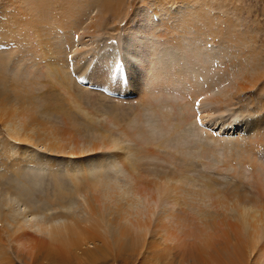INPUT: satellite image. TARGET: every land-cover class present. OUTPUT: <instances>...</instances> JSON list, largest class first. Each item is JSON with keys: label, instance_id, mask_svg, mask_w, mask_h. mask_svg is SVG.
Wrapping results in <instances>:
<instances>
[{"label": "rangeland", "instance_id": "374dc122", "mask_svg": "<svg viewBox=\"0 0 264 264\" xmlns=\"http://www.w3.org/2000/svg\"><path fill=\"white\" fill-rule=\"evenodd\" d=\"M36 11L43 13L44 18L42 20L38 19ZM186 12H190V15L184 14ZM139 13L144 14L143 21L145 25L136 22L137 17L135 15ZM33 20L40 21V23H33ZM36 28L38 33L35 32ZM148 28L152 34H148ZM132 29H136L139 34H136L137 36L131 34ZM150 37L153 41L150 43L151 45L144 44ZM115 43L120 46L119 50L125 49L123 56L118 58L119 60L117 59V61H124L127 68L125 71H120L122 68L121 63L117 65L119 67L114 69L115 61L113 59L116 56L114 54L118 52ZM68 44L71 46V53L75 55L71 62L66 57L67 54L69 55ZM203 44H211V47H209L211 51H207L208 53H205V56L201 54L205 49L200 51L199 48L204 46ZM128 45L129 48H126ZM145 45H150L149 49H146ZM219 45L221 46L219 47ZM221 47L225 49L224 53L226 52V55L222 53L224 49ZM141 49L144 52L141 62L144 65L146 63L156 64V70L153 68V71H150L151 75L150 72H148L149 74L144 72L143 68L134 61L135 54ZM209 53L213 54L212 57L218 58L216 59L217 66L212 65V57ZM146 54L147 59L145 58ZM168 57L170 61L172 60L173 65L166 62ZM203 57L204 59H202ZM136 60H138V57H136ZM220 60H223L221 65ZM59 61L63 63L61 68L65 72L64 77L70 78L67 81L68 86L66 85L67 78H63L65 85L62 86L53 74L50 75L51 66L49 64H57ZM129 64L136 72L133 76L127 75L128 69H131ZM70 68H73L79 76L83 77L80 76L84 81L83 85L78 84L79 81L70 72L66 71ZM164 69L169 72V75L164 73L161 76ZM262 73L264 75V0H0V105L8 103V109L14 110L16 116L14 115L13 119L18 127H21L22 122H25V120L26 122L31 120L33 115L36 116L38 120L34 121L37 126L34 125V132H32L34 136H48L45 131V128H47L51 132L50 138L65 140V142L70 143L68 146L70 148L73 147L71 143L94 144L96 142L92 141L97 138L105 141L107 139L111 140L105 146L107 148L113 141V144H115L114 149L106 150L105 147H101L104 150L99 152V148H97L91 157H93L92 161L96 162L99 159H105L108 162L115 157L117 160L113 162L115 163L113 166L118 167H111V169L116 171L126 169L125 182L128 181L130 186H125L126 183H122V188L128 189L131 192V195H129L139 201V206L131 210L132 215L131 218L128 217L130 220L129 222L126 221L127 225H130V223L135 224L134 217H136V213L145 217L148 210L154 206L153 194L149 190L159 189V191H162L158 203L164 199L165 192L163 188L167 189L165 186H168L169 191L172 192L171 198L167 199L162 207H156V209H158V212L164 210L163 214L167 217L162 221L167 223L171 230L176 231L175 233L179 235L180 242L179 240L163 242L168 237L165 231L161 229L153 231L155 224H159L155 222L157 217L151 221L150 228L145 235L144 244L151 238H158L163 246L167 244L175 246L176 243L177 245L180 243L182 247V244H186L188 248L172 249L171 252L174 255L172 254L171 259L179 260L186 257L188 264L191 261V264H203L202 262L204 264H259L260 262L264 264V214L261 211L262 204L264 207V161L262 160V154L256 153L257 150L264 147V76H262ZM48 75L49 77H47ZM200 76L201 79L199 80ZM197 77L199 82L196 79ZM223 77H225V83L221 84L222 87L218 86V89L214 92L215 94H207L206 97L207 99H220L222 101V98H228L231 108L229 110L225 109L226 114L236 111L239 113L240 120L217 118L223 113L214 110L206 114V119L200 118L201 123L194 118V122L198 123L194 127L198 129L199 136H203L201 138L204 145H201V141L190 143L192 139H188L187 144L181 138L176 139L175 137L172 138V141L169 140L172 137L170 135H174L179 128L174 129L182 125L181 122L185 119L176 114L178 120L173 112H186V107L183 108L182 105L187 100L191 105L193 97L200 88L205 89V86L209 83L216 84L218 79L220 80ZM255 78H257L256 82L249 83V79L253 80ZM116 79H118V82H116ZM170 79L175 81L178 79L184 83L188 81V89L171 88L170 85L172 84L170 83L172 81ZM112 81L113 83H111ZM88 83L107 85L112 90V94H105L98 88H94L98 90H91L86 85ZM241 85H243L242 89L240 88V91L235 95L236 90ZM153 86H156V89ZM68 87L70 90H68ZM178 90L179 100L175 96ZM80 91H83L82 94L84 95H87L86 92L89 93V97L87 95L80 104L81 108L86 105L85 109L89 110L90 116L88 118L82 111L80 113L76 112L77 108L73 104L75 93ZM116 92L120 93L117 94ZM171 92L176 93L172 95ZM69 93L74 96L70 97ZM219 93L222 96H219ZM231 93H234V95L232 96ZM121 94L128 95L121 97L119 96ZM159 95L161 96L160 100L170 96L166 103L167 105L169 102L172 103V107L168 105V108L171 107L172 109H168V117L157 114L158 117H162L160 121L158 118L156 119L161 133L160 141L162 142H159L161 144L158 143V146L161 147L163 144L172 145L170 148L174 153L192 157L195 161L189 167H185V161L170 157L171 151L168 148L166 153L157 151L155 143H153L157 137L155 132L148 134L142 129L141 124L139 125L140 128H136L137 130L142 129L141 132L134 131V127H132L131 120L135 116L142 115L141 108L146 107L153 117L151 111L158 106V100L155 97H159ZM43 96L48 97L47 100L55 102V108H51L47 101H44L43 98L45 97ZM45 105L50 109L46 110L47 114L45 115V112L41 113L44 115L42 116L39 110L43 109ZM187 105L189 107V104ZM218 105L225 106L219 103ZM174 107L180 108L173 110ZM210 107H212V104ZM203 110L206 111V108H203ZM27 111L29 112L27 113ZM72 111H75L77 115H74L76 116L75 119L72 117L73 115L71 116ZM93 111H95V114H93ZM144 113L145 117L149 115ZM193 113L195 116L202 117V112L195 103ZM185 114H187V121H191L188 117L191 116V112L187 110ZM215 115L217 116L215 117ZM209 116L211 118L215 117L218 122L214 125L215 121L211 120ZM91 117L93 119L89 120ZM38 121L41 124H37ZM253 121H255L254 124H252ZM239 122L240 124L247 122V127L240 126ZM30 127H33V125H30ZM149 127L150 129L153 128L150 125ZM204 127L209 128L210 133L217 138V141L212 140L209 142L207 138L210 137L202 135L203 132L205 134L208 132ZM243 127L246 128L242 129ZM135 132L142 133L139 135L140 137L135 136V139L143 152L139 151L136 152L137 154L128 157V151L125 155L116 146L118 143L122 146H125L126 143L131 144L132 141L130 142V140H133ZM52 133H55V135ZM121 138L124 142H121ZM41 139L40 143L43 144V138ZM128 139L129 141H127ZM218 139L222 144L219 143ZM38 140L36 139V142ZM214 145L221 146L222 150L219 149V153H217L221 159L215 155ZM125 149L131 151V147L127 149V146H125ZM182 150H186V152H182ZM220 154L223 156H220ZM84 155L79 154L70 157L67 154L57 153V151H53V153L51 151L50 153L46 146L33 144L27 146L24 141L10 137L0 120V172L1 169H5L4 166L9 169L8 174L0 180V200L6 198V194H3L2 197V193H5L4 189L10 188L12 192L20 197L24 194L28 198L29 203H31L30 206L32 205L30 210H34V213L38 212L37 206L46 208L48 203L51 202L56 205L51 203L50 207L45 209L49 214L39 215L40 213H37L36 216H29L30 221L25 214L20 215L23 212L21 201V204L18 205L12 199L13 197L18 199L19 196L12 195L11 198H7L8 208L7 210L3 208L1 213L6 214L9 210L11 212L8 216L4 215L5 217L0 213V247H2L0 249L9 258L13 259L11 260L12 263L20 264L23 262L16 257L18 254L23 258H28L29 246L22 240V237H18V234L28 232L27 234H31L33 238H42L48 241L47 236L50 235L48 233L53 228L56 232L55 236H59V240H63L62 238L67 239L71 235L68 230L70 224L72 225L70 219H77L80 223V220L89 219L93 215L92 211L96 215L101 213L97 216L103 217L106 222L111 218L109 208L116 206L113 203L117 197L112 191L110 194L106 193V196L100 195L110 188V186L105 185V182L101 184L89 182L94 181L98 176L100 177V173L98 175L94 174V177L89 176L90 178L88 177L89 179L86 180L81 178V176L87 175L85 173L86 168H82L87 163L83 159ZM214 159H216V164L213 162ZM36 161L42 166H38ZM200 161L205 164L206 168L201 165ZM76 163L81 165L83 174L81 172L79 175L78 170H74L77 173H69L67 169H64V167ZM59 164H62L59 168L64 171L53 169ZM32 165L38 166L39 172L44 171L43 167L48 171L46 166H53L52 173L49 174L51 177L45 181V185L38 189V192H42H37V194L35 192L36 195L32 194L36 189L30 188L33 187L32 181L34 178L30 179L32 176L28 174L27 176L25 173L27 171L25 169L32 170ZM100 169L97 173L100 172ZM182 175L184 177L194 175L195 183L193 185L186 184ZM78 182L83 183V185H80L82 191L75 195L74 191L76 185H79ZM197 183L203 184L199 185ZM206 184H209V186ZM73 198L75 200L71 204L66 203V206L59 204V200L65 199L67 201ZM1 201L0 207L3 205ZM97 205L99 208L104 207L99 209L96 207ZM123 205L130 207L128 201H123ZM257 207L258 209H256ZM94 208L96 210H93ZM54 209L56 211L52 212ZM97 209L101 212H98ZM12 210L17 212H12ZM256 210L258 212L260 210V212L258 213ZM15 213H18L17 221L13 218ZM57 214H60L61 218H55L53 221L48 219L47 221V218ZM252 216L258 219L254 222L259 233V241L256 245L258 249L253 252L246 250L241 255L235 256L232 249L238 243L239 238L236 230L229 227L225 228L219 222L221 219H225L229 223L238 221L241 226H245L247 231H250L253 222ZM41 217L42 219H40ZM242 217L243 224L241 222ZM93 218H96V216H93ZM183 218L184 220H182ZM201 219L208 222L206 228L204 225H200ZM42 220L47 224L50 223V225L41 226L39 222ZM197 220L199 224L196 223ZM104 221L97 220L99 225H94L101 235H106L105 233L108 230L104 225ZM95 223L93 222V224ZM213 223H216V225ZM77 227L79 229L80 225L77 224ZM223 230L224 233L227 231L226 235L224 233L220 234ZM185 231H189L188 233L191 236L187 237V235L181 240ZM192 233H194L193 237ZM216 234L222 236L217 237ZM213 237H217V241L221 242V247L230 248L228 256H231V258L227 259V254L224 256L217 252L219 250L217 246L210 245L214 241ZM205 239H210L209 245L208 242H205ZM201 244L206 248L205 253L200 251V253L195 254L196 248ZM88 246L91 247L92 245L88 244ZM56 247L52 245V248L60 253L61 251H58ZM106 248V254L99 256L91 263L80 259L76 260V255L67 251L61 264H159L156 261L154 263L150 255L146 256L147 254H145L142 256L138 252V248L136 252H133V249H130L131 251L124 249L118 252L113 248L110 249L109 246H106ZM71 249L72 247L69 248V250ZM143 249L144 247L140 248L142 252ZM182 250H186L188 253H181ZM156 252L158 254L162 253V251ZM182 254L184 256L181 258ZM190 259L192 260L190 261ZM194 259L197 260L194 261ZM231 259L233 261H230Z\"/></svg>", "mask_w": 264, "mask_h": 264}, {"label": "bare ground", "instance_id": "6f19581e", "mask_svg": "<svg viewBox=\"0 0 264 264\" xmlns=\"http://www.w3.org/2000/svg\"><path fill=\"white\" fill-rule=\"evenodd\" d=\"M35 3V2H34ZM38 8V7H37ZM36 9V8H35ZM40 10H41V8H40ZM42 11V10H41ZM40 11V12H41ZM36 13L38 14V19L40 18L41 20L44 18V15H43V13H38L37 11H36ZM184 14H188V15H190V12H186V13H184ZM158 15V14H157ZM13 16V15H12ZM136 17H137V19H136V22H140V25H145V23H144V21H143V19H144V14L143 13H139L138 15H135ZM14 17V16H13ZM34 17V16H33ZM36 18V17H35ZM155 19V18H154ZM156 20H158V19H156ZM188 21V20H187ZM186 21V22H187ZM13 22V21H12ZM33 23H40V21H35V20H33L32 21ZM14 23V22H13ZM33 25V24H32ZM190 25V24H189ZM36 26V25H35ZM4 27V26H3ZM35 32L36 33H38V29L36 28L35 29ZM148 34H152V32L151 31H149V28H148ZM131 34H134L135 36H137L139 33L137 32V30L136 29H132V31H131ZM137 34V35H136ZM26 38V37H25ZM204 41V40H203ZM131 42V41H130ZM153 41H152V38L150 37L149 39H147V41L146 42H144V44H150V43H152ZM133 43V42H132ZM116 44V43H115ZM69 45V44H68ZM117 45V51L118 52H116L114 55H116L115 57H114V59H113V61H115V64H114V69L116 68V67H119V66H117L118 65V61H117V59L118 58H121L122 56H123V54L125 53V49H123V50H119V48H120V46H118V44H116ZM151 45V44H150ZM149 45V46H150ZM204 45V44H203ZM149 46L148 45H145V47H146V49H149ZM221 45H219V47H220ZM208 47V48H207ZM209 47H211V44H207V45H204V46H201V47H199L200 48V51L202 50V49H205V51H203V52H201V54H205V53H208L207 51H211L210 50V48ZM218 47V46H217ZM126 48H129V45H128V47H126ZM221 48H223V47H221ZM220 48V49H221ZM224 49V48H223ZM68 50H69V55L67 54V59H68V61H72L73 59H74V53H71V46L69 45L68 46ZM65 51V50H64ZM223 52L222 53H224V51H225V49L224 50H222ZM196 52V51H195ZM71 53V54H70ZM159 53V52H158ZM221 53V54H222ZM226 53V52H225ZM224 53V54H225ZM160 54V53H159ZM201 54H198L199 56L201 55ZM210 55H211V57H212V55L213 54H211V53H209ZM220 54V53H219ZM220 54V55H221ZM45 55V54H44ZM206 55V54H205ZM204 55V56H205ZM226 55V54H225ZM143 56H144V52H143V49H141V50H139L136 54H135V57H134V61L139 65V66H141V68H143V71L144 72H146L147 74H149L148 72H150V71H153V68H154V70H156L155 69V66H156V64H147L146 63V65H144L143 64V62H141V60H142V58H143ZM172 56V55H171ZM214 56H216V55H214ZM136 57H138V60H136ZM93 58V57H92ZM146 59H147V54H146V57H145ZM224 58V57H223ZM227 58V57H226ZM202 59H204V57L202 58ZM216 59H218L217 57H212L211 58V62H212V65H216ZM119 60V59H118ZM173 60H174V57H173ZM112 61V62H113ZM128 61V60H127ZM150 61H152V60H150ZM162 61V60H161ZM175 61V60H174ZM201 61V60H200ZM203 61H205V60H203ZM207 61V60H206ZM205 61V62H206ZM221 61H223V60H220V65H221ZM166 62H168L169 64H171V65H173V63H172V60L170 61V59H169V57H168V60L166 61ZM208 62V61H207ZM119 63H121V66H122V68H121V70L120 71H125L127 68H126V66H125V63H124V61L123 60H120L119 61ZM157 63V62H156ZM199 63V62H198ZM202 63V62H201ZM218 63V62H217ZM63 63L61 62L60 63V61L59 62H57V64L56 63H50L49 65L51 66V70H50V75H54L55 76V78L57 79V81H58V83L60 84V85H62V86H64L65 84V80H63V78H65L64 77V71H62V65ZM162 64V63H161ZM200 64V63H199ZM46 65V64H45ZM43 66L44 68L46 67V66ZM219 65V66H220ZM129 66H130V64H129ZM192 66V65H191ZM217 66V65H216ZM230 66V65H229ZM241 66V65H240ZM131 67V66H130ZM215 67V66H214ZM40 68V67H39ZM66 68V67H65ZM185 68H187V67H185ZM199 68V67H198ZM208 68V67H207ZM210 68V67H209ZM216 68V67H215ZM194 69V68H193ZM202 69V68H201ZM217 69V68H216ZM219 69V68H218ZM232 69V68H231ZM236 69H237V67H236ZM49 70V69H48ZM213 70V69H212ZM32 71V70H31ZM67 72H70L71 74H72V76H74L79 82H77L76 80H74V81H76L78 84L80 83V84H82L83 85V83H84V81L81 79V78H83L81 75V78H80V76L78 75V73H76L75 72V70L73 69V68H70L69 70H66ZM110 71V70H109ZM211 71V70H210ZM214 71V70H213ZM231 71V70H230ZM61 72H63L62 74H61ZM160 72V71H159ZM158 72V73H159ZM216 72V71H215ZM214 72V73H215ZM136 72L134 71V69L131 67V69L129 70L128 69V72H127V75L128 76H133L134 74H135ZM162 73V75L161 76H163L164 75V73H165V75L166 74H168L169 75V72L168 71H165V69L161 72ZM208 74V73H207ZM216 74V73H215ZM247 74V73H246ZM118 75V74H117ZM125 75V74H124ZM150 75H151V72H150ZM156 75V74H155ZM186 75V74H185ZM215 76V75H214ZM220 76V75H219ZM226 76V75H225ZM262 76H264L263 75V73H262ZM47 77H49V75L47 76ZM71 77V76H70ZM212 77V76H211ZM67 78V77H66ZM65 78V79H66ZM158 78V77H157ZM224 78L225 77H223L222 79H218V82L216 83V84H213V83H209L208 85H206L205 86V89H202V88H200L197 92H196V94H195V97H193V100H192V103H191V105H190V102L187 100L182 106H183V108L184 107H186V109L188 110V111H190L191 112V116H188V117H190V120L191 121H187V119H186V117H187V114H185L186 112H187V110L185 109V111L186 112H183V113H181L180 111H178V109L180 108V107H174L173 108V110H175V108H178L177 109V111L178 112H173L174 113V115H178V116H181V118L182 119H184L181 123H182V125H179V126H177L174 130H176V129H178L177 130V132L174 134V135H170V136H172L171 137V139H169V140H173L172 138H175L176 137V139H180L181 138V140L185 143V144H187V141H188V139H192L191 141H190V143H194L195 141H198V143H199V141H201V145H204L203 144V140H202V138L201 137H203V136H199V134H198V132H197V130L198 129H196L195 127H194V125H196V123L194 122L195 121V119H196V121H198V122H200L199 121V119L200 118H205L206 119V114L207 113H211V111H214V110H218L219 112H222L223 114H221V115H219V116H217V115H215V117L217 116V118H222V119H226V118H230V120H233V119H236V120H240L239 119V113H237L236 111H232V112H236L235 114L234 113H228V111H227V113L228 114H226V110H229L230 108H231V106H229V99L227 100L226 98H222L223 99V101L222 100H217V99H210V98H208L207 99V97H206V95L207 94H211V93H214L217 89H218V86H221V84H224L225 82H224ZM254 78V77H253ZM259 78V77H258ZM197 80H198V77L196 78ZM214 79V78H213ZM228 78L226 77V80H227ZM68 80H70V78L68 77L67 78V80H66V85H67V81ZM153 80V79H152ZM167 80V79H166ZM172 82L170 83V84H172V85H170V87L171 88H177V87H180V89H186L187 87H188V84H189V82L186 84V83H184V82H181L180 80H172V79H170ZM216 80V79H215ZM72 81V80H71ZM161 81V80H160ZM249 81V83H251V84H253L254 82H256L257 81V78H255V79H253V80H248ZM113 82V81H112ZM116 82H118V79H116ZM192 82V81H191ZM198 82H199V80H198ZM220 82V83H219ZM33 83V82H32ZM39 83H41V82H39ZM42 84V83H41ZM75 84V83H74ZM93 84V83H92ZM117 84V83H116ZM248 84V83H247ZM43 85V84H42ZM72 85V84H71ZM87 85V84H86ZM161 85V84H160ZM200 85V84H199ZM239 85V84H238ZM68 86V85H67ZM88 86V85H87ZM93 86H95V85H93ZM229 86V85H228ZM233 86V85H232ZM236 86V85H235ZM242 86L243 85H241L240 87H239V89H235L236 90V92H235V95H237V93L240 91V88L242 89ZM70 87V86H69ZM69 87H68V90H70L69 89ZM74 87V86H73ZM89 88H91V90H93L94 88H92V87H90V86H88ZM87 87V88H88ZM115 87V86H114ZM154 87V86H153ZM156 87V86H155ZM154 87V88H155ZM164 87H165V85H164ZM196 87V86H195ZM222 87V86H221ZM115 88H117V87H115ZM143 88H144V86H143ZM161 88V87H160ZM75 89H76V87H75ZM156 89V88H155ZM155 89H154V91H155ZM168 89V88H167ZM188 89V88H187ZM202 89V90H201ZM224 89V88H223ZM234 89V88H233ZM244 89V88H243ZM94 90H98V89H94ZM201 90V91H200ZM47 92V91H46ZM69 92V91H68ZM151 92H153V91H151ZM161 92H163V91H161ZM221 92V91H220ZM230 92H231V90H230ZM229 92V93H230ZM48 93V92H47ZM82 93H84L83 91L81 92H76L75 93V99H74V101H73V104H74V106H75V108H77V111L76 112H83L84 113V115L88 118L90 115H89V110H86L85 109V106H84V108H81V103L83 102V100H84V98H86V96L88 95V97H89V93H87L86 92V94L87 95H84V94H82ZM150 93V92H149ZM167 93V92H166ZM173 92H171V94H172ZM174 93H176V92H174ZM174 93L172 94V95H174ZM178 93H179V90H178V92L175 94V96L177 97V99L179 98V96H178ZM225 93V92H224ZM41 94V93H40ZM70 94V97H72V96H74L73 94H71V93H69ZM215 94V93H214ZM228 94V93H227ZM232 94V93H231ZM151 95V94H150ZM152 95H153V93H152ZM234 95V93L232 94V96ZM32 96V95H31ZM41 96H42V94H41ZM167 96V95H166ZM199 96H201V98H199ZM219 96H222L221 95V93H219ZM35 97V96H34ZM43 97H45V96H43ZM42 97V98H43ZM77 97H78V100H77ZM160 95H159V97H155V99L156 100H158V106H156V108L154 109V110H152L151 111V113L153 114V117L149 114V112L150 111H148L147 110V108L145 107V108H141L140 110H141V116H142V118H140L141 116L140 115H138L139 117H133L132 118V120H131V123L133 124L132 125V127H134L133 129H134V131H136L138 128H140V124L143 126V128H142V126H141V128L144 130V131H146V132H148V134L150 133V132H155V134H156V141L155 142H153V143H155V148L157 149V151L159 152V153H166V151H167V148L171 151V148H170V146H172V145H170V146H168L167 144H163L161 147H159L158 145L159 144H161L162 142L160 141L161 140V133H160V131H159V126L157 125V121L158 120H156L157 118L159 119V121H160V118H162V117H158L157 116V114L159 113L160 115H164L165 117H168L169 116V113H167V111H168V109H172L171 107H172V103H170L169 102V106L171 105V107L170 108H168V105H167V101H168V99H170V96L169 97H166V98H162L161 100H160ZM7 98V97H6ZM47 98L48 97H45V98H43L44 99V101L46 102L47 101V104L51 107V108H55V106H54V104H55V102H52V100L51 101H49V100H47ZM231 98H233V97H231ZM39 99H41V98H39ZM172 100V99H171ZM179 100V99H178ZM212 100V101H211ZM189 104V107H188V105L187 104ZM194 103H195V105H198L199 106V110H201V116L202 117H199V115H194V113H193V108H194ZM218 103L219 104H222V106L223 105H225V106H223V107H221V106H219L218 105ZM8 104V103H7ZM7 104L6 103H2L1 105H0V120L2 121V123H3V126H4V128H6V131H8V133H9V136L10 137H14L15 139H17V140H20V141H24L26 144H27V146H30L31 144H33V145H36V146H46V148L48 149V151L51 153V151H52V153H53V151H57V153H61V154H67L68 156H70V157H75V156H77V155H81V154H85L84 155V157H83V159H85V161H87V163L85 164V165H83L82 166V168H86L85 169V173L87 174V175H84V176H81V178H84V180H86L89 176H93L94 177V174L95 175H98L99 173H100V177L98 176L94 181H89V182H92L93 184L95 183V182H97L98 184H101L102 182H105V185H107V186H110V188H108V190H106V192L105 193H103V194H100L101 196H103V195H105L106 193H108V194H110V193H114V195L117 197V198H115L114 199V203H113V205L114 204H116V206L115 207H111V208H109L110 210H109V214H110V216H111V218L108 220V222H106V221H104V218L103 217H98L97 215H99V214H101V213H97V215H96V213L94 212V211H92L91 213L93 214L92 216H90V218L89 219H87V220H80L79 222L80 223H78V220L77 219H73V220H69L70 222H72V225L70 224V226H69V229H68V227H67V229L69 230V232L71 233V235L67 238V239H65V238H62L63 240H59V236L57 237V236H55V233L56 232H54V229L53 228H51V232L50 233H48V234H50L49 236H47L48 237V241H46L45 239L43 240L42 238H40V239H36V238H33L32 237V235L31 234H27V233H21V234H18V237H22L23 239V241H25L27 244H28V246H29V253L27 254V256H28V258L26 257V258H23L21 255H17L16 257L19 259V260H21V261H23L22 263H20V264H61L62 262H63V259H64V255L66 254V252L68 251V252H73V254L74 255H76V260L77 259H80V260H83V261H85V262H94L95 261V259H97L99 256H102V255H105L106 253H105V251H106V249L108 248H106V246H109L110 247V249L111 248H113V250H115V251H121V250H130V249H133V252H136V249L138 250V252H140L141 254H142V256L143 255H145V254H147L146 256H149L150 255V257L152 258V261L154 262V261H156V262H158L159 264H188V259H186V257L183 259L182 257L184 256V254H182V256H181V258L182 259H179V260H175V259H171V257H172V254H173V252H171V250L172 249H176V248H183L184 249V247L185 248H188V245H186V244H182V247L180 246V243L177 245V243H176V245L175 246H171V245H165V246H163V245H161L162 243H160V240L158 239V238H151V239H149V241L147 242V243H145L144 244V240H145V235H146V233H147V230L150 228V224H151V221H153V219L154 218H157V220H155V222H157V223H159V224H155V226L153 227V231H155L156 229H161L162 231H165V233H166V235L168 236V237H166L165 239H164V241L163 242H167V240L168 241H173V240H179V242H180V238H179V235L177 234V233H175L176 231L175 230H171V228H170V226L167 224V223H165V222H163L162 220L165 218V217H167V215H165V214H163V212H164V210H163V212H158L157 210L158 209H156V207L157 208H160V207H162V205L165 203V201L167 200V199H169V198H171V193L172 192H170L169 190H170V188L168 187V186H165V187H167V189H165V188H163V190H164V192H165V196H164V199L163 200H161L160 202H158L157 203V201L160 199V192H162L161 190L159 191V189H157V190H149L150 191V193H152L153 194V197H152V201L154 202V206L152 207V209H149L148 210V212H147V216H145V217H142L141 215H139V214H135V216L136 217H134L135 218V224L133 225V224H131L130 223V225H127L126 223L127 222H129V218L128 217H130L131 215H132V213H131V210L133 209V208H135V207H137V206H139V201L138 200H135L134 199V197L133 196H130L131 194V192H129V190L128 189H125V188H122V183H126L125 182V176H124V174L126 173V169L124 168V169H121V170H119V171H116V170H112L111 169V167H118V166H113V164L115 165V163H113V162H116V160H117V158H115V157H113L112 159H110L108 162L105 160V159H99L98 160V162H96V161H92V158L93 157H91L92 155H93V153L94 152H96L95 151V149H97V148H99L98 149V151L100 152V151H102V150H104V149H102L101 147H105L106 145H108V143L111 141V140H109V139H107L106 141L104 140V139H101V138H97V139H95V141H92V142H96V143H94V144H92V143H90L91 145H88V144H84V143H77V144H73V143H71L72 144V148H70V147H68L69 145H70V143H67V142H65V140L63 141V140H59V139H56L55 140V138H50V135H51V132H50V130L49 129H47V128H45V131L47 132V134H48V136H34V134L32 133V132H34V128L35 127H37L35 124H34V121L35 120H38V118L36 119V116L34 117V115H33V118L31 119V120H29L28 122H26V120H25V122H22L21 124H22V126H21V124H20V126L21 127H18V125L17 124H15L16 122H15V120L13 119V117H14V115H15V112H14V110L12 109V110H9L8 109V106H7ZM30 104H32V103H30ZM212 104V107H210V105ZM57 105V104H56ZM88 105V104H87ZM142 105V104H141ZM228 105V106H227ZM7 106V107H6ZM146 106V105H145ZM50 107H48L47 105H45V107H43V109H41V110H39V113L41 114V113H44V115L45 114H47V112H46V110L47 109H50ZM144 107V106H143ZM209 107V108H208ZM214 107H216V108H214ZM57 108V107H56ZM203 108H206V111H204L203 110ZM72 109V108H71ZM159 109H161V110H159ZM226 109V110H225ZM53 110V109H52ZM198 110V109H197ZM143 111V112H142ZM29 111H27V113H28ZM94 113L93 114H95V111H93ZM144 112H146V113H144ZM164 112H166V113H164ZM180 112V113H179ZM50 113V112H49ZM143 113L144 114H149L148 116H144L143 115ZM173 113H171V114H173ZM199 114H200V112H198ZM92 114V113H91ZM42 115V114H41ZM40 115V116H41ZM44 115H42V116H44ZM73 115V116H72ZM74 115H76V113H75V111H72L71 112V116L72 117H74V119L76 118V116H74ZM175 116V117H177V119L179 120V118H178V116ZM189 115V114H188ZM212 115V114H211ZM16 116V115H15ZM22 116H24V115H22ZM48 116V115H47ZM46 116V117H47ZM50 116V115H49ZM92 116V115H91ZM172 116V115H171ZM170 116V117H171ZM213 116H214V114H213ZM210 117V116H209ZM215 117H213V118H211V120H214L215 122H214V125L216 124V122H218V120L215 118ZM48 118V117H47ZM195 118V119H194ZM17 119V118H16ZM51 119V118H50ZM53 119V118H52ZM93 118L91 117L89 120H92ZM170 120L172 121V119L170 118ZM186 120V121H185ZM244 120V119H243ZM18 123V122H17ZM148 123V124H147ZM170 123H172V122H170ZM201 123V122H200ZM247 122H244L243 124H240V122H239V124H240V126H246L247 127V124H246ZM255 123V121H253V123L252 124H254ZM37 124H41L39 121L37 122ZM81 124V123H80ZM159 124V123H158ZM198 124V123H197ZM30 125H33V127H30ZM34 125H35V127H34ZM149 125L150 126H152L153 128V131H152V129H150V127H149ZM157 126V127H156ZM223 126V125H222ZM221 126V127H222ZM172 127V126H171ZM223 127H226V126H223ZM246 127H243L242 129H245ZM137 128V129H136ZM205 128V130H207L208 132H206V134H205V132H203V134L202 133H200V134H202V135H204L205 137H210V138H207L208 140H209V142H211L212 140H216L217 141V138H215L211 133H210V131H209V128H207V127H204ZM112 129V128H111ZM142 129H140V130H142ZM132 130V129H131ZM140 130H137V131H140ZM112 132H114V131H112ZM141 132V131H140ZM200 132V131H199ZM52 134H54L55 135V133H52ZM142 134V133H141ZM141 134H138V133H134V138H133V140H130V142H131V144H128V143H126V145L125 146H127V149H128V147H131V151L129 152V150L130 149H128V150H126L125 149V146H122L121 144H119L118 143V145L116 146V147H118V148H120V150H122L123 151V154H127L128 153V157H129V155H132V154H137L136 152H139V151H142L143 152V150H141V147H140V145L136 142V139H135V136H138V137H140L139 135H141ZM145 135V134H144ZM123 136V135H122ZM116 137V136H115ZM39 139L38 140V142H36V139ZM41 138H43V141H42V143L43 144H41L40 142H41ZM47 138V139H46ZM145 138H146V136H145ZM116 139H117V137H116ZM130 139V138H129ZM129 139L127 140V141H129ZM101 140V141H100ZM147 140V139H146ZM219 140V139H218ZM11 141H12V139H11ZM164 141V140H163ZM220 141V140H219ZM225 141V140H224ZM261 141V140H260ZM19 142V141H18ZM62 142V143H61ZM121 142H124V140L121 138ZM159 142H161V143H159ZM182 142V143H183ZM159 143V144H158ZM163 143H165V142H163ZM220 144H222V142L220 141L219 142ZM14 144V143H13ZM45 144V145H44ZM211 144V143H210ZM20 146V145H19ZM18 146V147H19ZM115 144H113V141L111 142V145L109 146V147H105V149L106 150H110V149H114L115 147ZM215 146V145H214ZM213 146V151H216V156H218L217 155V153H219V149H221V146H215L214 147ZM203 147H205V146H203ZM21 148V147H20ZM200 148V147H199ZM218 148V149H217ZM264 148V147H263ZM263 148H260L259 150H257V154H262V160L264 161V151H263ZM14 149V148H13ZM23 149V148H22ZM21 149V150H22ZM225 149V148H224ZM193 150V149H192ZM222 150V149H221ZM12 151V150H11ZM14 151V150H13ZM16 151V150H15ZM31 151V150H30ZM97 151V152H98ZM119 151V150H118ZM128 151V152H127ZM190 151V150H189ZM224 151V150H223ZM19 152V151H18ZM21 152V151H20ZM19 152V153H20ZM111 152V151H110ZM127 152V153H126ZM180 152V151H179ZM182 152H186V150H182ZM221 152V151H220ZM35 153V152H34ZM190 153V152H189ZM198 153V152H197ZM180 154V153H179ZM205 154V153H204ZM208 154V153H207ZM209 154H211V153H209ZM29 155V154H28ZM177 155V156H176ZM214 155V156H215ZM39 156V155H38ZM170 157H173V158H176V159H181V160H183V161H185V167H189V166H191V164H193L194 163V159L192 158V157H189V156H186V155H184V154H180V155H178L177 153H174L173 151H171V154L169 155ZM202 156V155H201ZM220 156H223V155H221L220 154ZM126 157V156H125ZM218 158H220L219 156H218ZM115 159V160H114ZM221 159V158H220ZM82 160V159H81ZM215 160L216 159H214L213 160V162H215ZM44 161V160H43ZM84 162V161H83ZM201 162V161H200ZM20 163V162H19ZM45 163V162H44ZM217 162H215V164H216ZM36 164H38V166H42V165H40L39 164V162H37L36 161ZM49 164V163H48ZM62 164H59V165H57V167L56 168H53V166H46V169L48 170V171H46L45 170V168L43 167L42 169H44V171H41V169H39L41 172H39L38 171V166L36 167V166H34V165H32V170H29V169H25V170H27L25 173H26V175L28 174L29 176L31 175L32 177H30V179L31 178H34V180L32 181L33 183H32V185H33V187H30V188H33V189H36L32 194H34V195H36L37 194V192H38V189L39 188H41L42 187V185H45L44 183H45V181L46 180H49V178L51 177V176H49V174L50 173H52V171L51 170H53V169H55V170H62V168H59L60 166H61ZM116 165H118L117 163H116ZM201 165L204 167V168H206V166H205V164L203 163V162H201ZM241 166V165H240ZM100 167H101V169H100ZM4 168L5 169H1V172H0V180H1V178H3V176H5V175H7L8 173H7V171L9 170V169H7L5 166H4ZM53 168V169H52ZM58 168V169H57ZM64 169H67V171L69 172V173H77L76 171H74V170H78V173H79V175H80V173L83 171L82 169H81V165L80 164H75V165H69V167H64ZM98 169H100V172H98L97 173V171H98ZM108 169H110V170H108ZM132 169V168H131ZM51 171V172H50ZM62 171H64V170H62ZM45 172V173H44ZM84 172H82L81 174H83ZM67 174V173H66ZM89 174H91V175H89ZM107 174V175H106ZM182 174V173H181ZM27 175V176H28ZM78 174H77V176H79ZM184 175H185V173H184ZM76 176V175H75ZM155 176H156V173H155ZM183 176V175H182ZM92 177V178H93ZM112 177V178H111ZM27 178H29V177H27ZM90 178V177H89ZM88 178V179H89ZM103 178H106L105 180H102ZM165 178V177H164ZM167 179V178H166ZM165 180V179H164ZM170 180V179H169ZM181 180H182V178H181ZM183 180H184V182L186 183V184H194L195 183V176L194 175H189V176H183ZM54 181H56V180H54ZM162 181V180H161ZM167 181V180H166ZM160 182V181H159ZM163 182V181H162ZM3 183V182H2ZM79 183V185L77 184L76 185V190L74 191L75 192V195H77V193L79 192H81L82 191V187L80 186V185H83V183H81V182H78ZM167 183V182H166ZM41 184V185H40ZM86 184V183H85ZM84 184V185H85ZM168 184V183H167ZM171 184H172V182H171ZM197 184H199V185H201V184H203V183H197ZM216 184V183H215ZM7 185V184H6ZM24 185V184H23ZM31 185V186H32ZM170 185V184H169ZM174 185V184H173ZM173 185H171V186H173ZM207 185V184H206ZM214 185V184H213ZM217 185V184H216ZM86 186V185H85ZM125 186H130V184H129V182L127 181V183H126V185ZM207 186H209V184L207 185ZM207 186H205V187H207ZM212 186V185H211ZM1 187H3V186H1ZM213 187V186H212ZM48 188V187H47ZM46 188V189H47ZM50 188V187H49ZM130 188V187H129ZM176 188V187H175ZM209 188H211V187H209ZM43 189V188H42ZM177 189V188H176ZM211 189H213V188H211ZM215 189V188H214ZM30 190V189H29ZM175 190V189H174ZM4 191H5V193H2V197H3V194H6V198H2V203H3V205H2V207H0V213H1V211H2V209L4 208V209H6L7 210V208H8V204H7V202H8V197H10L11 198V196L13 195H15L16 197L17 196H19V195H17V194H15V192H12L11 190H10V188H8V189H4ZM30 191H32V190H30ZM40 191V190H39ZM56 191V190H55ZM112 191V192H111ZM132 191V190H131ZM172 191V190H171ZM2 192V191H1ZM23 192H25V191H23ZM35 192H36V194H35ZM40 192H42V191H40ZM40 192H38V193H40ZM47 192V191H46ZM45 192V193H46ZM198 192V191H197ZM67 193V192H66ZM199 193V192H198ZM20 194V193H19ZM23 194V193H22ZM21 194V195H22ZM32 194H31V196H32ZM42 194V193H41ZM130 194V195H129ZM192 194V193H191ZM43 195V194H42ZM70 196V195H69ZM72 196V195H71ZM100 196V197H101ZM106 196V195H105ZM22 197H24V198H22ZM22 197H20L19 196V198L18 199H16L15 197H13L12 199H14L17 203H18V205H19V203H20V201H21V203H22V205H23V209H22V211L23 212H21L20 213V215L22 216V214L24 215H26V216H30L31 217V215H34V216H36V214L37 213H40L39 215H44V214H46V213H48V211L46 212V210L45 209H47V208H49L50 207V204L52 203V205H55L53 202H51V203H48V206L46 207V208H42L41 206H37V211L38 212H36V213H34V210H30L31 208V206H30V204L31 203H29L30 201L28 200V198L23 194L22 195ZM225 197V196H224ZM237 197H238V195H237ZM69 198H71V197H69ZM75 198V197H74ZM69 199V200H65V199H62L61 201L59 200V204L61 205V206H66V203H68V204H71L72 202H73V200H75V199ZM101 199V198H100ZM223 199V198H222ZM55 201V200H54ZM123 201H128L129 203H130V207H125L124 205H123ZM32 202V201H31ZM10 203V202H9ZM20 203V204H21ZM59 204H58V206H59ZM90 204V203H89ZM15 205V204H14ZM51 205V206H52ZM6 206V207H5ZM56 206V205H55ZM57 206V207H58ZM94 206H95V204H94ZM39 207H41V208H39ZM44 207V206H43ZM97 208H99V206L97 205L96 206ZM95 207V208H96ZM100 207H101V205H100ZM104 206H102L101 208H103ZM261 207V206H260ZM260 207H259V209H260ZM13 208V207H12ZM53 208V207H52ZM60 208V207H59ZM93 209V210H96V209ZM101 208H99V209H101ZM9 209H10V207H9ZM57 209V208H56ZM56 209H54L52 212H54V211H56ZM105 209H107V208H105ZM104 209V210H105ZM156 209V210H155ZM256 209H258V207L256 208ZM21 210V209H20ZM26 212H25V211ZM52 210V209H51ZM50 211V210H49ZM57 211H58V209H57ZM61 211V210H60ZM63 211V210H62ZM97 211H98V209H97ZM257 211V210H256ZM255 211V212H256ZM261 211H262V213L264 214V207H263V204H262V209H261ZM11 211L9 210V211H7V213L6 214H4V212L3 213H1V215L3 216V217H5L4 215H6V216H8V214L10 213ZM12 212H17L16 210H12ZM25 212V213H24ZM65 212V211H64ZM94 212V213H93ZM98 212H101V211H98ZM254 212V211H253ZM258 212V211H257ZM259 212H260V210H259ZM258 212V213H259ZM58 213V212H57ZM49 214V213H48ZM52 214V213H51ZM77 214V213H76ZM12 215V214H11ZM64 215V214H63ZM256 215H257V213H256ZM262 215V214H261ZM14 217V219H16L17 218V216H18V213L16 214H14L13 215ZM79 216V215H78ZM93 216L95 217L96 216V218H93ZM248 216V215H247ZM28 217L26 218V220L28 219ZM30 217H29V219H30ZM46 217V216H45ZM51 217V218H50ZM49 218H47V221H48V219H50V220H55V218L57 219V218H61V215L60 214H57V215H53V216H50ZM22 218V217H21ZM24 218V217H23ZM131 218V217H130ZM40 219H42V217L40 218ZM46 219V218H45ZM97 220H102V221H104V225H105V227H107L108 228V230L106 231V235H101L97 230H96V227L94 226V225H99V223L97 222ZM182 220H184V218L182 219ZM223 220H225V219H223ZM222 219H221V221L219 222V224L220 223H222V224H220V225H223V226H225V228L227 227H229L230 229H233V230H236V233H237V235H238V243L236 244V246L232 249V253H233V255H235V256H239V255H241L244 251H246V250H250V252H253L254 250H257L258 248L256 247V245H257V243H258V241H259V233L257 232V226L255 225V221L256 220H258V219H256L255 218V216H252V220H253V222H252V227H251V230L250 231H247V229H246V227L245 226H241L240 225V223L238 222V221H236L235 223H229V222H226V220L225 221H223ZM16 221H17V219H16ZM30 221H31V219H30ZM43 221V220H42ZM39 222L40 224H41V226L42 225H44L45 227L46 226H48V224L50 225V223H46L45 221H43V222ZM127 221V222H126ZM93 222L95 223V222H97V223H95V224H93ZM154 222V223H155ZM198 222V220L196 221V223ZM217 222V221H216ZM241 222H242V224L244 223V220H243V217H242V219H241ZM21 223V222H20ZM23 223V222H22ZM27 223V222H26ZM30 223H32V222H30ZM29 223V224H30ZM77 224H79L80 225V227H79V229H78V227H77ZM197 224H199V222L197 223ZM204 225V227L206 228L207 226H208V222H205L204 220H200V225ZM212 224V223H211ZM214 225H216V223H213ZM17 225H19V224H17ZM22 225V224H21ZM214 227V226H213ZM18 228V227H17ZM23 228V227H22ZM49 228V227H48ZM55 228V227H54ZM66 228V227H65ZM242 228H243V231H242ZM200 229H201V227H200ZM20 230V229H19ZM57 230V229H56ZM215 231V230H214ZM189 232V231H188ZM188 232H186L185 231V233L183 232V234H184V236H183V238H181V240L182 239H184V237L185 236H187V237H190L191 235L188 233ZM192 232V231H191ZM196 232V231H195ZM194 232V233H195ZM194 233H192V237H193V235H194ZM222 233H224V230L223 231H221L220 232V234H222ZM219 234V236L216 234V236L217 237H220V236H222V235H220ZM225 235L227 234V231H226V233H224ZM46 237V236H45ZM195 237H196V235H195ZM217 237H213L214 238V241L210 244V239L212 240V238H210V239H205V242H208V245L210 244V245H212V244H214V246H217L218 247V249L219 250H217V252H220L221 254H223L224 256L227 254V256H228V254H230V248H226V247H221V242L220 241H217L218 239H217ZM204 238H206V237H204ZM203 238V239H204ZM232 239H234V238H232ZM148 240V239H147ZM234 242H235V240H234ZM50 243V244H49ZM56 243V244H55ZM236 243V242H235ZM48 246H47V245ZM88 244H91L92 246L90 247V246H88ZM193 244V243H192ZM51 247H50V246ZM52 245H55V246H57L56 248L58 249V251H61L60 253H57L56 252V250L54 249V248H52ZM142 245H144V246H142ZM85 246H87V247H85ZM178 246H180V247H178ZM70 247H72V249L71 250H69V248ZM143 248L144 247V249H143V252L140 250V248ZM160 247H162V248H160ZM0 248H2V247H0ZM205 246L204 245H200V246H198L197 248H196V253L195 254H197V252H199L200 253V251H202V252H204L205 253ZM109 252H110V250H108ZM112 251V250H111ZM131 251V250H130ZM156 251H162V253L161 254H158ZM20 252V251H19ZM24 252V251H23ZM109 252H107L108 254H109ZM185 252H187L188 253V251H186V250H182V252L181 253H185ZM189 254H190V252H189ZM174 255V254H173ZM186 256V255H185ZM197 256V255H196ZM11 257V256H10ZM198 258V257H197ZM229 258H231V256H228L227 257V259H229ZM148 259V258H147ZM193 259V258H192ZM192 259H190V261L192 260ZM11 260H13L12 258H9V256L4 252V251H2L1 249H0V264H14V263H12V261ZM197 259H194V261H196ZM199 261V260H198ZM230 261H233V259H231ZM156 262H154V263H156ZM145 263V262H144ZM192 263V261L189 263V264H191ZM203 264H204V262H202ZM157 264V263H156ZM206 264V263H205ZM259 264H261V262L259 263Z\"/></svg>", "mask_w": 264, "mask_h": 264}, {"label": "water", "instance_id": "95a60500", "mask_svg": "<svg viewBox=\"0 0 264 264\" xmlns=\"http://www.w3.org/2000/svg\"><path fill=\"white\" fill-rule=\"evenodd\" d=\"M201 79V76H200V78H199V80Z\"/></svg>", "mask_w": 264, "mask_h": 264}]
</instances>
